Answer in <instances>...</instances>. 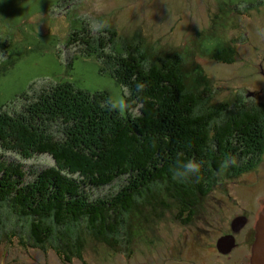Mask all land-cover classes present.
Listing matches in <instances>:
<instances>
[{
  "label": "trees",
  "instance_id": "16d2710c",
  "mask_svg": "<svg viewBox=\"0 0 264 264\" xmlns=\"http://www.w3.org/2000/svg\"><path fill=\"white\" fill-rule=\"evenodd\" d=\"M97 33L74 31L67 45L95 55L100 71L124 87L125 113L106 90L49 79L13 101L12 117L0 124L3 150L22 157L48 153L56 161L25 170L0 153V240L12 213L27 225L24 245H50L68 261L81 257L85 230L108 242L125 240L128 216L138 202L151 203L153 186L166 189L185 212L221 175L235 173L250 155L257 163L264 150V103L212 104L210 88L190 85L179 54L161 57L142 40L121 41L111 27ZM214 53L233 61L230 47ZM189 162L199 173L174 179ZM119 181L111 195L94 193Z\"/></svg>",
  "mask_w": 264,
  "mask_h": 264
},
{
  "label": "rangeland",
  "instance_id": "374dc122",
  "mask_svg": "<svg viewBox=\"0 0 264 264\" xmlns=\"http://www.w3.org/2000/svg\"><path fill=\"white\" fill-rule=\"evenodd\" d=\"M104 27L117 30L121 41L142 40L161 57L179 54L190 85L210 88L212 104L238 98L264 103V0H0V124L12 117L13 101H19L34 83L49 79L67 80L92 92L106 90L125 113L124 87L110 73L100 71L95 55H80L76 45H67L74 31L87 28L97 35ZM223 46L234 52L230 63L215 58L214 52ZM0 153L22 163L25 170L56 165L48 153L22 157L1 147ZM254 155L244 159L233 175H221L227 181L222 184L230 185L232 178L252 180L255 172H263L264 150L256 164ZM251 163L255 166L245 169ZM120 183L94 193L111 195ZM220 186L210 185L201 196L204 211L224 195ZM150 197V204L138 202L128 216L125 240L115 237L108 242L85 230L82 255H72L70 261L50 245H24L26 223L4 209L12 215V223L0 240V264L150 262L162 249L176 247L191 226L176 218L180 206L166 189L153 186ZM254 199L256 205L264 200V181Z\"/></svg>",
  "mask_w": 264,
  "mask_h": 264
},
{
  "label": "flooded vegetation",
  "instance_id": "af4514ba",
  "mask_svg": "<svg viewBox=\"0 0 264 264\" xmlns=\"http://www.w3.org/2000/svg\"><path fill=\"white\" fill-rule=\"evenodd\" d=\"M223 178L215 184L224 191L216 203L204 211L199 201H190L187 210L176 215L182 224H191L176 247L164 248L158 257L142 264H250L255 225L264 205V200L256 205L254 198L263 185L264 170L255 172L252 180L229 179L230 185H223L227 182Z\"/></svg>",
  "mask_w": 264,
  "mask_h": 264
},
{
  "label": "water",
  "instance_id": "95a60500",
  "mask_svg": "<svg viewBox=\"0 0 264 264\" xmlns=\"http://www.w3.org/2000/svg\"><path fill=\"white\" fill-rule=\"evenodd\" d=\"M250 264H264V207L255 226V238L251 248Z\"/></svg>",
  "mask_w": 264,
  "mask_h": 264
},
{
  "label": "clouds",
  "instance_id": "9594fccd",
  "mask_svg": "<svg viewBox=\"0 0 264 264\" xmlns=\"http://www.w3.org/2000/svg\"><path fill=\"white\" fill-rule=\"evenodd\" d=\"M199 166L195 162H189L182 166L180 170L174 174V179H186L190 175L199 173Z\"/></svg>",
  "mask_w": 264,
  "mask_h": 264
}]
</instances>
